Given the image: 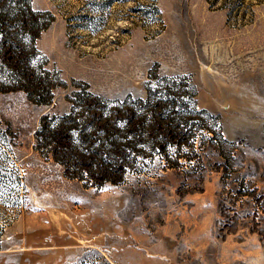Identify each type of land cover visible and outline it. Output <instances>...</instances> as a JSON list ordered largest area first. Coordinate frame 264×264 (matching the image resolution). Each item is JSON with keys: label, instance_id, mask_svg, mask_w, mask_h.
<instances>
[{"label": "rangeland", "instance_id": "1", "mask_svg": "<svg viewBox=\"0 0 264 264\" xmlns=\"http://www.w3.org/2000/svg\"><path fill=\"white\" fill-rule=\"evenodd\" d=\"M31 4L50 18L34 63L63 84L47 104L0 90V264H264V0ZM157 86L196 113L176 119L181 146L128 153L121 181L69 177L36 148L72 91Z\"/></svg>", "mask_w": 264, "mask_h": 264}, {"label": "trees", "instance_id": "2", "mask_svg": "<svg viewBox=\"0 0 264 264\" xmlns=\"http://www.w3.org/2000/svg\"><path fill=\"white\" fill-rule=\"evenodd\" d=\"M46 14L33 8L31 0H0V90H23L36 104L50 103L53 89L63 84L34 63L35 39L50 20ZM160 91V86L149 87L146 99L131 101L74 90L67 95L68 111L41 115L36 148L51 153L69 177L93 185L119 182L130 165L128 153L184 144L176 119L184 112L196 113V107L188 101L175 104Z\"/></svg>", "mask_w": 264, "mask_h": 264}]
</instances>
